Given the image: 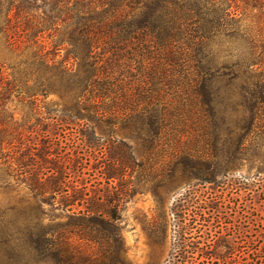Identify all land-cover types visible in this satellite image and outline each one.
<instances>
[{
    "label": "trees",
    "instance_id": "obj_1",
    "mask_svg": "<svg viewBox=\"0 0 264 264\" xmlns=\"http://www.w3.org/2000/svg\"><path fill=\"white\" fill-rule=\"evenodd\" d=\"M245 10L262 26L245 24ZM12 91L58 94L63 105L44 118L76 126L86 151L104 150L106 181L128 175L130 187L100 202L73 172L82 166L76 146L54 148L44 129L43 152L32 154L40 149L7 110ZM7 123L0 190L19 194L26 183L33 202L0 207V264H128L118 208L141 177L157 178L161 206L179 182H210L244 161L264 171V0H0Z\"/></svg>",
    "mask_w": 264,
    "mask_h": 264
},
{
    "label": "rangeland",
    "instance_id": "obj_2",
    "mask_svg": "<svg viewBox=\"0 0 264 264\" xmlns=\"http://www.w3.org/2000/svg\"><path fill=\"white\" fill-rule=\"evenodd\" d=\"M244 13L245 24L253 28L262 26L256 11ZM43 43L46 50L52 48L51 39H44ZM63 53H59L60 57ZM9 72V69L3 71L7 79L11 78ZM55 103L61 108L64 102L52 91L29 98L12 91L8 98L7 110L20 119L27 144H37L40 149H33L31 153L43 152L44 129L54 148L72 152L76 146L82 166L78 163L73 172L83 180L90 195L101 197L100 202L122 186L130 187L124 183L128 175L123 180L106 181L104 150L86 151L78 139L76 126H57L56 122L44 118L47 108L54 109ZM2 127L11 130L13 125L7 123ZM116 136L124 138L125 134L118 131ZM135 156L140 158L137 152ZM163 159L170 160L169 154L163 152ZM35 160L41 163V158L36 156ZM257 165L256 161L253 164L244 161L210 182L194 179L189 186L179 182L164 193L161 206L156 197V192H162L156 187L157 178L141 177L138 192L118 208V226L128 264H264V171L257 174ZM136 176L133 173L132 181ZM17 189L19 194L14 190H0V207L19 197L27 203L33 202L26 183ZM42 208L49 216L59 214L54 206L43 204ZM65 215L66 212L61 213L59 219L64 221ZM192 217L193 224L183 229L189 221L192 223Z\"/></svg>",
    "mask_w": 264,
    "mask_h": 264
}]
</instances>
